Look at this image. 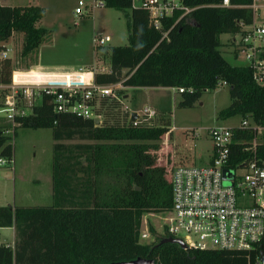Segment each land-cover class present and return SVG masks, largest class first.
<instances>
[{"label":"trees","instance_id":"trees-1","mask_svg":"<svg viewBox=\"0 0 264 264\" xmlns=\"http://www.w3.org/2000/svg\"><path fill=\"white\" fill-rule=\"evenodd\" d=\"M96 1L124 12L129 40L127 45L109 47L111 70L95 73L97 83L184 88L179 105L191 107L203 92L226 82L232 101L219 112V117L252 115L264 124V85L256 83L248 65H232L219 50L223 33L237 34L242 31L241 22H254L253 0H230V7L219 6L223 0H184L194 10L182 18L181 12L164 18L161 28L151 23L147 10L134 7L132 0ZM43 15L44 9L38 4L11 6L0 2L1 51L15 33L25 35L21 52L24 57L39 49L45 40L50 41L52 31L40 24ZM18 70L32 71L15 68L9 57L0 60V84L10 83L13 72ZM120 103V97H104L99 112L103 115V110L116 108ZM17 122L20 127L53 130L55 203L0 206V227L15 226L17 231L14 247L0 244V264H119L137 259H152L154 264H257L256 255L247 251L185 249L177 242L165 240L170 237L167 232L157 242H140L144 215L152 210L165 211L172 205L171 168L167 172L169 181L164 177V166L155 168L158 177H152L149 187L138 174L142 169L151 170L150 165L139 160L140 149L132 142L130 169L139 176L135 181L140 189L135 186L128 194L111 197L118 180H125L121 172L113 176L117 167L111 164L112 154L105 148L98 151L92 143L61 142L75 137L116 139L120 132L127 133L131 140H146L159 137L166 128L122 127L125 123L119 122L100 125L103 119L96 123L95 119L55 112L49 96L34 106L31 114L18 117ZM6 128L0 124V157L11 161L14 145L11 136L4 133ZM70 187L86 202H79V196L73 202ZM84 224L90 232L83 236L75 229ZM151 230L156 233L153 226Z\"/></svg>","mask_w":264,"mask_h":264},{"label":"rangeland","instance_id":"rangeland-1","mask_svg":"<svg viewBox=\"0 0 264 264\" xmlns=\"http://www.w3.org/2000/svg\"><path fill=\"white\" fill-rule=\"evenodd\" d=\"M1 1L11 6H30L37 2L44 9L40 24L52 31L51 40H45L40 48L28 57L21 55L24 33H15L5 43V49H9L8 57L12 59L15 68H30L43 72L75 71L80 67L85 70L93 67L101 70L102 66H111L109 47L129 43L127 18L124 12L97 5L99 1L96 0H85L89 6L84 10V14L80 15L75 13L79 0ZM106 35L111 36L112 40L101 48L96 46L94 38ZM221 40L219 50L232 65L247 64L245 56L236 46L235 35L223 33ZM2 52L0 49V60L6 58L1 57ZM118 84L116 90L119 91L118 96L121 98L120 106L103 110V123L100 125H114L119 122L125 123L122 127L134 126L130 123V112H141L145 106H151L157 111L156 116L142 120V123L134 128H166L167 131L157 138L146 140L140 138L137 141L131 140V137L123 132L118 133L116 139L89 140L75 137L61 141L69 145L92 143L98 151L105 148V152L112 154L111 164L117 167L113 176L121 172L125 180L123 182L118 180L110 193L111 197L128 194L135 186L139 190L140 187L135 181L139 176L150 187L153 184L152 177L156 174L154 170L159 166L166 168L164 177L169 181L168 168H171L174 163L185 161L187 164H205L212 149L208 128L218 125H238L242 120L241 115L219 117V112L228 107L232 101L229 86L226 83H222L214 90L203 92L191 107L179 105L182 98L177 88L126 87L122 83ZM3 89L0 87V102L5 92ZM29 99L26 98V101H31ZM0 124L7 127L4 133L11 136L14 145L13 159L0 164V206L7 201L10 202L7 205L24 207L52 205L54 200L50 190L56 142L53 130L20 127L3 118H0ZM170 130L172 132L168 134ZM99 135L100 132H97V136ZM132 142H136L134 144L140 149L139 160H144V165H150L151 169H142L139 176L136 175L135 170L130 169L133 158L130 152ZM164 188L165 186L163 190ZM161 212L163 211L152 210L145 214L149 224L145 223L144 228L147 229L150 225L151 229L153 226L156 233L151 230V238L143 243L157 242L165 234L162 229L164 214ZM75 230L83 236L90 232L87 224ZM1 237L3 235L0 231L2 244L13 245L17 241V238L13 240L12 235L6 238Z\"/></svg>","mask_w":264,"mask_h":264},{"label":"built area","instance_id":"built-area-1","mask_svg":"<svg viewBox=\"0 0 264 264\" xmlns=\"http://www.w3.org/2000/svg\"><path fill=\"white\" fill-rule=\"evenodd\" d=\"M77 15L89 6L79 0ZM136 8L148 11L151 23L161 28L163 19L181 12L180 18L194 8L184 0H132ZM97 5L105 6L99 1ZM219 6L230 7V0ZM254 22H241L242 31L235 34L236 46L243 53L256 83L264 85V0H253ZM168 33L164 34L166 37ZM111 36L94 38L96 46H105ZM9 49L1 57H8ZM102 66L71 72L14 71L12 81L1 84L4 95L0 102V118L19 125L17 118L29 115L36 105L49 96L57 113H69L84 119L102 121L99 112L104 97L119 98L117 84L103 85L95 81V73L109 72ZM226 83V82H223ZM179 92L184 88H179ZM31 99V101H26ZM29 99V100H30ZM30 110L28 111V109ZM132 122L140 125L152 119L157 111L145 106ZM212 149L203 165L177 162L170 169L172 205L161 212L162 229L170 237L182 239L199 250H242L256 255L257 264L264 256V124L252 115L242 116L238 125L208 128ZM192 135H196L192 133ZM7 160L0 157V164ZM147 217H143L140 242L152 236ZM160 235V234H158ZM162 235V234H161ZM164 235V234H163Z\"/></svg>","mask_w":264,"mask_h":264},{"label":"crops","instance_id":"crops-1","mask_svg":"<svg viewBox=\"0 0 264 264\" xmlns=\"http://www.w3.org/2000/svg\"><path fill=\"white\" fill-rule=\"evenodd\" d=\"M0 2L2 3V1L0 0ZM36 4H37V2H36ZM232 36L233 35H235V34H231ZM222 41V40H221ZM61 72H71V71H61ZM167 88H171V89H174L173 87H167ZM126 107V106H125ZM127 109H129V108H127ZM130 110V109H129ZM75 184V182L73 183V185ZM73 190V193H71L70 195H73V202H75L76 200H77V198H78V196H79V202H86V199L83 197V196H81V195H79V193L76 191V190H74L73 189V187H70V192ZM50 193H51V195L53 196V204L55 203V198H54V179H53V175H52V178H51V190H50ZM71 197V196H70ZM70 202H72V199H70ZM10 204V202L9 201H7L6 202V204H4V205H7V204ZM52 204V205H53ZM50 206V205H49ZM0 231L2 232V235H3V237H1V238H6V237H8V236H11L12 235V238H13V240L14 239H16L17 238V231H16V228H15V226H13V227H0ZM10 233V234H9ZM15 241V240H14ZM14 241H13V243H14ZM3 242L2 241H0V244H2ZM16 243V242H15ZM8 244V243H7ZM8 245H12V244H8ZM15 246V244H13V247Z\"/></svg>","mask_w":264,"mask_h":264},{"label":"water","instance_id":"water-1","mask_svg":"<svg viewBox=\"0 0 264 264\" xmlns=\"http://www.w3.org/2000/svg\"><path fill=\"white\" fill-rule=\"evenodd\" d=\"M137 118H138L137 112H132L131 118H130V123L135 121ZM96 123H99V118L96 119ZM167 239L170 241L177 242L178 244H180L185 249H187L189 247L182 239L169 237V238H166L165 240H167ZM262 260H263V264H264V256H262ZM119 264H154V260H152V259H137V260L130 261V262H121Z\"/></svg>","mask_w":264,"mask_h":264}]
</instances>
